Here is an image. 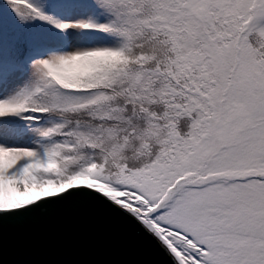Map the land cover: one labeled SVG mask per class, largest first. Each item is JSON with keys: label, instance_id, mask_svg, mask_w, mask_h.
<instances>
[{"label": "snow or ice", "instance_id": "snow-or-ice-1", "mask_svg": "<svg viewBox=\"0 0 264 264\" xmlns=\"http://www.w3.org/2000/svg\"><path fill=\"white\" fill-rule=\"evenodd\" d=\"M50 211L264 264V0H0V225Z\"/></svg>", "mask_w": 264, "mask_h": 264}, {"label": "water", "instance_id": "water-1", "mask_svg": "<svg viewBox=\"0 0 264 264\" xmlns=\"http://www.w3.org/2000/svg\"><path fill=\"white\" fill-rule=\"evenodd\" d=\"M131 223L109 211H50L0 225V264H165Z\"/></svg>", "mask_w": 264, "mask_h": 264}]
</instances>
